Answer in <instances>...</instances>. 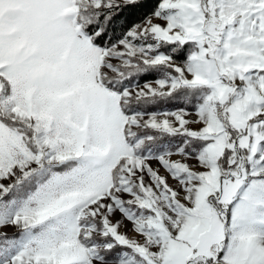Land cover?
<instances>
[{
	"label": "snow or ice",
	"instance_id": "snow-or-ice-1",
	"mask_svg": "<svg viewBox=\"0 0 264 264\" xmlns=\"http://www.w3.org/2000/svg\"><path fill=\"white\" fill-rule=\"evenodd\" d=\"M0 264H264V0H0Z\"/></svg>",
	"mask_w": 264,
	"mask_h": 264
},
{
	"label": "rangeland",
	"instance_id": "rangeland-1",
	"mask_svg": "<svg viewBox=\"0 0 264 264\" xmlns=\"http://www.w3.org/2000/svg\"><path fill=\"white\" fill-rule=\"evenodd\" d=\"M175 159V158H174ZM191 163H195V161H191ZM154 167L155 166H157V165H153ZM161 174H165L164 172H163V170L161 169ZM169 183H172V184H174V182L173 181H169ZM126 223V228H124V229H122L123 231H129L131 228H132V225L130 224V223H128V222H125ZM131 234V233H130ZM137 238H139V237H137Z\"/></svg>",
	"mask_w": 264,
	"mask_h": 264
}]
</instances>
